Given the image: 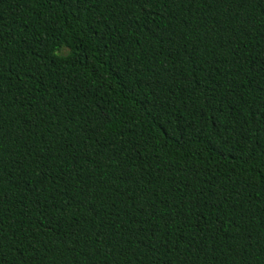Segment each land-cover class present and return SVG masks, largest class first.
<instances>
[{"label": "trees", "instance_id": "trees-1", "mask_svg": "<svg viewBox=\"0 0 264 264\" xmlns=\"http://www.w3.org/2000/svg\"><path fill=\"white\" fill-rule=\"evenodd\" d=\"M0 264H264V0H0Z\"/></svg>", "mask_w": 264, "mask_h": 264}]
</instances>
